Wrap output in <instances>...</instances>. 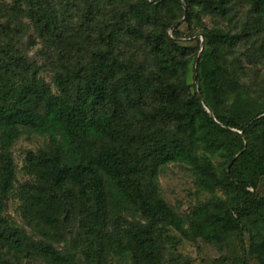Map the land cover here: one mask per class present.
Instances as JSON below:
<instances>
[{
  "label": "trees",
  "instance_id": "trees-1",
  "mask_svg": "<svg viewBox=\"0 0 264 264\" xmlns=\"http://www.w3.org/2000/svg\"><path fill=\"white\" fill-rule=\"evenodd\" d=\"M119 1L114 26L96 36L85 56L73 57L61 45L62 21L50 2L27 0L39 34L55 47L56 92L29 71L12 42L0 41V242L15 255L36 253L45 264H77L75 252L33 240L2 216L16 183L12 147L22 135L38 134L49 140L35 154L43 185L31 197L34 214L47 230L68 218L78 221L87 264H106L105 254L117 250L142 264H181L165 259L168 227L217 248L237 238L243 253L231 264H248L247 236L251 254L264 264V195L258 190L264 179V104L239 115L247 118L243 123L216 114L240 86L225 59L236 35L220 27L201 32L193 92L183 60L189 48L179 43L195 35L179 29V16L187 24L201 23L206 14L224 15L225 0ZM248 1L264 16V0ZM146 25L154 68L120 53L121 30L133 37ZM176 161L188 164L209 194L187 220L157 183L161 167ZM123 217L125 226L110 229Z\"/></svg>",
  "mask_w": 264,
  "mask_h": 264
},
{
  "label": "rangeland",
  "instance_id": "rangeland-1",
  "mask_svg": "<svg viewBox=\"0 0 264 264\" xmlns=\"http://www.w3.org/2000/svg\"><path fill=\"white\" fill-rule=\"evenodd\" d=\"M48 1L62 21L64 33L61 45L66 47L73 57L85 56L86 51L95 44L96 36L114 26L122 4L119 0ZM225 3L224 15L206 14L202 16L201 23L187 24L184 17L179 16V29L184 33L195 34L192 38L182 37L179 43L189 48L183 60H187L186 82L193 92L197 90L195 52L197 49L199 52L204 44L201 32L220 27L237 36L236 44L226 53L225 59L236 72L240 86L224 106L216 109V114L243 123L247 118L239 119V115L261 103L264 104V16H260L248 0H225ZM89 5L93 6L92 14L84 18V12ZM132 25L137 26L135 21H132ZM165 25L168 34L172 35L171 19H165ZM150 30L151 26L146 25L139 35L132 37L122 29L124 39L120 45L121 56L142 62L147 68H154L155 64L146 42V35ZM0 41L12 42L24 57L29 71L38 80L44 81L53 92L57 91L52 65L57 58L55 47L39 34L36 23L29 14L27 0H0ZM48 140L45 135L29 134L22 135L15 141L12 147L15 189L5 202L2 216L15 226L23 228L33 240H47L58 248L73 251L78 256L77 264H87L84 251L86 242L78 221L68 218L56 229L47 230L34 214L31 205V197L39 190V186L43 185L41 172L34 163L35 154ZM213 161L218 163L220 158L213 156ZM157 183L161 196L185 220L189 219L196 206L209 197L199 186L196 175L186 163L176 161L161 167ZM258 190L264 195V179L260 181ZM125 225L126 218L123 217L115 221L110 229L122 228ZM163 242L165 259L178 258L181 264H231L234 257L243 253L242 243L237 238L217 248L203 239L190 241L170 227L164 232ZM243 242L248 254V264H261L251 254L247 236ZM105 263L142 264L124 250L109 251L105 254ZM0 264L45 263L33 252L15 255L12 249L0 242Z\"/></svg>",
  "mask_w": 264,
  "mask_h": 264
}]
</instances>
